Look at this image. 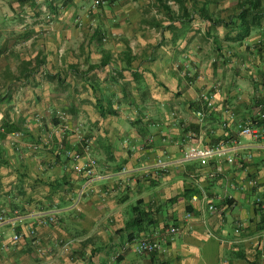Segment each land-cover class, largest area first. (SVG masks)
<instances>
[{"label":"crops","instance_id":"crops-1","mask_svg":"<svg viewBox=\"0 0 264 264\" xmlns=\"http://www.w3.org/2000/svg\"><path fill=\"white\" fill-rule=\"evenodd\" d=\"M55 1L61 15L50 32L38 19L45 0H0V90L15 91L19 106L52 107L56 128L63 125L55 113L64 111L66 134L82 123L95 128L100 174L81 182L71 161H52V177L74 185L77 203L0 227V264H264V139L237 128L264 127V19L240 39L226 18L239 0H106L90 19L84 10L94 0ZM205 3L210 20L187 17ZM205 91L214 93L215 108L201 122ZM52 129L55 148L61 130ZM76 144L68 135L67 148ZM219 144L221 158L183 161L189 146ZM158 159L168 164L160 175ZM33 160L37 168L49 158ZM17 196L21 204L29 198ZM8 200L0 189V212ZM42 213L64 220V230L41 225ZM170 227L180 230L164 252L133 251L136 240ZM15 233L24 235L18 243ZM62 233L73 241L69 252Z\"/></svg>","mask_w":264,"mask_h":264},{"label":"trees","instance_id":"trees-1","mask_svg":"<svg viewBox=\"0 0 264 264\" xmlns=\"http://www.w3.org/2000/svg\"><path fill=\"white\" fill-rule=\"evenodd\" d=\"M45 2L52 12V17L54 19V17L60 13L61 9L58 5H55V3H57L55 0H45ZM230 12L232 13L228 14L226 17L231 21L230 26L238 30L240 39L247 38L255 28L260 27V24L264 19V0H239L236 9ZM186 13L187 17L194 15L206 20L212 18L209 15L210 11L206 3L201 9L195 8L190 13ZM217 19L219 23L224 22V20H221L220 18ZM43 64L44 61H41L39 67ZM32 127H35L38 130L37 126L32 125ZM19 129H22L19 119L14 116L13 112L6 111L0 126V189H2L6 197L10 199V201L8 200V202H10L8 204V209L4 210V212L6 211L7 216L13 217L16 212L19 215L24 216L34 211L47 212L54 210L55 208L61 209L76 204L78 200V191L74 193V185L70 181H67V179H55L54 177L51 179L49 176V171L52 168V161L54 166L61 162L69 163L64 160L66 157L62 151L60 152V147L58 145L54 146L55 148L52 147V157L47 161L43 160L38 166H36L37 168H35L33 159L39 157L36 155L38 151H34L30 146L32 144L41 145L42 143L40 144V141L43 136L38 135L37 131H33L30 127L31 131H27L26 140L29 139L31 145L27 144L23 146L20 144V147L18 148V146L13 144V141L11 144V136L12 133ZM65 147L67 148L66 143ZM30 151L36 152V154L34 155L33 153H30ZM58 152H60V154H58ZM66 159L69 160L68 158ZM75 174L81 177V182L87 180L85 176L78 175L77 173ZM67 185L68 187L66 188ZM16 189L19 193L15 192ZM65 189L66 193L59 196V202H54L55 196L63 193ZM28 193L29 196L27 195ZM20 194L29 197L24 204L17 201V195ZM66 194V197H69L72 194L73 199H65L64 196ZM52 201L54 203H52ZM140 215L149 216V214L145 212L140 213Z\"/></svg>","mask_w":264,"mask_h":264},{"label":"built area","instance_id":"built-area-1","mask_svg":"<svg viewBox=\"0 0 264 264\" xmlns=\"http://www.w3.org/2000/svg\"><path fill=\"white\" fill-rule=\"evenodd\" d=\"M106 0H95L93 1L92 8L93 10H98L100 6L106 5ZM106 41V39H105ZM199 102L201 104V108L197 111V117L201 122L205 121V119L210 115V113L214 110V93L212 91H205L199 95ZM55 119L59 120L62 123L61 137L64 138L65 132L67 131L66 120L67 114L64 111L58 110L55 113ZM231 119H234V116H231ZM3 117L0 115V126L2 123ZM36 123L39 125L42 124L43 117L40 115H36L35 117ZM61 128V127H60ZM237 128L240 130L243 136L251 137L253 139H264V127L260 129L252 128L248 125H244L243 123H237ZM1 131V130H0ZM73 132H75L76 137L78 139L76 149L66 148L64 143H59L60 152L64 154L66 158H68L72 162V169L78 175H83L87 178V180H91L93 178H97L100 174L99 161L92 155V139L85 134L81 127L74 128ZM24 133L18 132L13 137V144L15 146L20 147V141L22 140ZM78 146V147H77ZM225 144H219L212 147H200V146H189L183 154L184 162H195V161H205L212 160L215 158H221L224 156ZM17 148V149H18ZM34 151H38L41 148L39 144H32L30 146ZM155 172L157 175L163 174L167 172L168 164L163 159H158L155 163ZM200 191L203 194L205 200H208L207 194L203 189L200 188ZM258 204H260L261 208L264 209V199H260ZM216 207L214 205H208V211L211 213L216 212ZM192 217L191 214L187 215V219ZM38 219L43 226H49L57 223V217L52 214L42 213L38 216ZM23 221V216L19 215L17 212L13 217L7 216L6 212H0V227L5 225H9L11 227H17L19 223ZM241 225H239L236 229L238 233L240 231ZM178 227H170L168 228L164 234L157 235L156 237H148L140 240H136L133 244V251L138 255H153L164 252V241L173 240L175 236L179 233ZM28 237L31 239V243L36 247L37 252L41 255H44L46 251L41 245V242L37 236L36 229L33 227H29L27 229ZM23 234L15 233L12 237V242L18 243L21 241ZM73 241H69L63 244V250L65 252H69L70 246Z\"/></svg>","mask_w":264,"mask_h":264},{"label":"rangeland","instance_id":"rangeland-1","mask_svg":"<svg viewBox=\"0 0 264 264\" xmlns=\"http://www.w3.org/2000/svg\"><path fill=\"white\" fill-rule=\"evenodd\" d=\"M92 3H93V1H92ZM92 3H91V5L88 6V8H86L84 10L85 16L87 18H89V19L91 17H93L94 13H97L98 11H100V10H96L95 11V10L91 9L92 5H93ZM60 15H61V13H58V16H60ZM38 19H39V21L41 22L42 25H45V27L49 26L50 32H52V20H53V17H52V12L50 11V9H49V7L47 5L41 6L40 11H39ZM79 21L80 20H78V23H79ZM10 28H11V31H12L13 35H16V32L21 30L20 26H16V25H13ZM43 76H45V75L43 74L42 77ZM5 91L6 90H4V91L0 90V100L2 99V102L0 103V115H2V117H4V113L6 111H11V112L14 113V116L17 117V119H19V121H20V123L22 125V129L16 130L14 133H12L11 144H12L14 135L16 133H18V132H21V133H24V136H23L22 140L20 141V144L23 145V146H25L27 144L31 145V141L29 139L26 140V137H27L26 133H28L27 131L30 130V127H31L33 129V131H37L38 135L43 136L42 140L40 141V144L42 143L44 146L41 144L40 151L38 150L37 154H36V152H32V151H30V153H33L34 155L36 154L39 157H43V158L44 157H47V158L52 157L51 156L52 155V131H53L52 128L55 127V129H56L55 132L62 130V127L61 128L60 127L56 128V126H55V121H54V118L52 117V107H46L45 108L43 106H38L37 107V106H21V105L19 106V105H16V102H17L16 99H15L17 97L16 96V92L14 91V95H13L12 89L8 90L7 92H5ZM36 115H40V116L43 117V121H42L41 125H39L38 123H32L33 117H36ZM20 118H22V120H20ZM60 124L61 123H59V126H60ZM32 125L37 126L38 130L35 127L33 128ZM80 125L83 126L82 127V128H84L83 131L85 132L86 135H88L92 139V142H93V140L95 141L96 137L98 136L95 133V131H94L95 128L93 130L89 129V128L87 129L86 128V123H82ZM77 127H81V126H77ZM73 129L72 130H68L69 134H65L63 139L60 138L61 140L59 141V143H64V145H65V143L67 142L68 135H74V139L76 140V143H77L78 139L76 137L75 132H73ZM45 137H47V138H45ZM23 142H24V144H23ZM73 148L76 149V146H74ZM66 161L69 162L70 160L66 159ZM49 176L52 179V168L49 171ZM15 192L16 193L18 192L17 189L15 190ZM64 225H65V221L64 220H62V219L58 220L57 219V223L49 225V226H52V228H57V230L60 229L62 231V230H64L63 229ZM64 235L65 234L62 233L61 234L62 239L61 238L59 239V243H61L62 245L64 243H66V242L72 241V239H70V237L67 238V239H64V237H63ZM65 237H67V236H65ZM39 240H40V242H42L41 238H39ZM71 258H76L75 255L73 256V251H72ZM71 260H74V259H71Z\"/></svg>","mask_w":264,"mask_h":264}]
</instances>
